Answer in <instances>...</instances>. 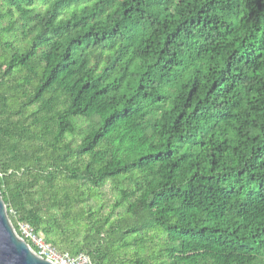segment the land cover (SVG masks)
I'll return each mask as SVG.
<instances>
[{
  "label": "trees",
  "instance_id": "trees-1",
  "mask_svg": "<svg viewBox=\"0 0 264 264\" xmlns=\"http://www.w3.org/2000/svg\"><path fill=\"white\" fill-rule=\"evenodd\" d=\"M203 1L0 0L19 235L91 264H264V0Z\"/></svg>",
  "mask_w": 264,
  "mask_h": 264
},
{
  "label": "water",
  "instance_id": "water-1",
  "mask_svg": "<svg viewBox=\"0 0 264 264\" xmlns=\"http://www.w3.org/2000/svg\"><path fill=\"white\" fill-rule=\"evenodd\" d=\"M0 264H53L38 256L16 231L0 191Z\"/></svg>",
  "mask_w": 264,
  "mask_h": 264
},
{
  "label": "built area",
  "instance_id": "built-area-1",
  "mask_svg": "<svg viewBox=\"0 0 264 264\" xmlns=\"http://www.w3.org/2000/svg\"><path fill=\"white\" fill-rule=\"evenodd\" d=\"M21 236L28 240V244L36 254L53 264H91L89 258L84 254L71 255L69 252H58L47 244L41 235L36 234L33 229L25 223L18 224Z\"/></svg>",
  "mask_w": 264,
  "mask_h": 264
},
{
  "label": "bare ground",
  "instance_id": "bare-ground-1",
  "mask_svg": "<svg viewBox=\"0 0 264 264\" xmlns=\"http://www.w3.org/2000/svg\"><path fill=\"white\" fill-rule=\"evenodd\" d=\"M198 1V0H197ZM201 1H203V0H201ZM234 1V0H233ZM203 2H205V0L203 1ZM217 2V1H216ZM229 2V1H228ZM236 2V1H235ZM239 2V1H238ZM129 3V2H128ZM215 3V2H214ZM231 3V2H230ZM209 4H210V2H209ZM204 6V5H203ZM227 6V5H226ZM235 6H236V4H235ZM234 6V7H235ZM192 7V6H191ZM206 7V6H205ZM208 7H210V6H208ZM230 7H232V5L230 6ZM204 8V7H203ZM215 9H216V7H215ZM208 11V10H207ZM214 12V11H213ZM214 14V13H213ZM219 14V13H218ZM225 18V17H224ZM186 62V61H185ZM183 63H184V61H183ZM187 64V63H186ZM208 144V143H207ZM241 153H243V152H241ZM260 159V158H259ZM259 162V161H258Z\"/></svg>",
  "mask_w": 264,
  "mask_h": 264
}]
</instances>
